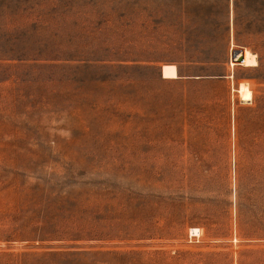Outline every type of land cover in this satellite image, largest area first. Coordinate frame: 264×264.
<instances>
[{"label": "rangeland", "instance_id": "1", "mask_svg": "<svg viewBox=\"0 0 264 264\" xmlns=\"http://www.w3.org/2000/svg\"><path fill=\"white\" fill-rule=\"evenodd\" d=\"M39 250L264 264V0H0V257Z\"/></svg>", "mask_w": 264, "mask_h": 264}, {"label": "trees", "instance_id": "2", "mask_svg": "<svg viewBox=\"0 0 264 264\" xmlns=\"http://www.w3.org/2000/svg\"><path fill=\"white\" fill-rule=\"evenodd\" d=\"M7 256L4 264H13V257L16 264H80L87 257L95 255L89 251H49L39 250L34 252H24L18 254H4ZM0 257V264H3Z\"/></svg>", "mask_w": 264, "mask_h": 264}, {"label": "bare ground", "instance_id": "3", "mask_svg": "<svg viewBox=\"0 0 264 264\" xmlns=\"http://www.w3.org/2000/svg\"><path fill=\"white\" fill-rule=\"evenodd\" d=\"M244 55V61H243V65L244 66H249V67H255L258 65V60H257V56L256 54L252 53L249 50H246L245 52H243ZM242 64V63H240ZM232 66L234 65L233 62L231 64ZM162 76L163 78H167V79H175L178 78V69L175 65H164L162 68ZM192 233H200L199 230H193Z\"/></svg>", "mask_w": 264, "mask_h": 264}, {"label": "water", "instance_id": "4", "mask_svg": "<svg viewBox=\"0 0 264 264\" xmlns=\"http://www.w3.org/2000/svg\"><path fill=\"white\" fill-rule=\"evenodd\" d=\"M233 61L237 63H243L244 61L243 51H235L233 54Z\"/></svg>", "mask_w": 264, "mask_h": 264}]
</instances>
